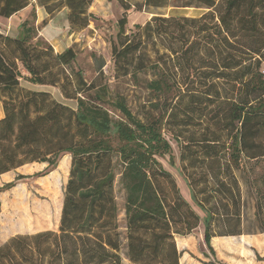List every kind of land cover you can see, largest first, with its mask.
Returning <instances> with one entry per match:
<instances>
[{"label": "trees", "instance_id": "16d2710c", "mask_svg": "<svg viewBox=\"0 0 264 264\" xmlns=\"http://www.w3.org/2000/svg\"><path fill=\"white\" fill-rule=\"evenodd\" d=\"M31 1L0 0L2 18L32 6L18 36L0 33V175L32 163L47 166L18 174L0 190L64 165L62 176L69 177L59 230L11 236L0 244V264H124L118 175L126 192L131 264H181L176 235L190 234L200 223L213 254V237L252 234L242 229L241 182L264 234V189L253 176V165L264 161V0H141L138 6L119 0L124 12L112 45L113 78L148 90L151 109L143 115L114 92L105 65L92 82L81 71H68L78 43L62 52L50 43L64 30L86 29L97 17L89 11L94 0ZM37 6L48 14L38 24ZM132 7L152 17L128 33ZM167 8L204 11L158 12ZM22 80L58 87L76 107L48 90L26 88ZM167 131L181 147L179 170L203 216L158 158L169 156L177 166ZM67 154L71 162L59 165ZM55 171L41 183L44 190L56 187L49 180ZM23 199L17 193V228H33L38 212L48 223L49 210L34 199L21 205Z\"/></svg>", "mask_w": 264, "mask_h": 264}, {"label": "rangeland", "instance_id": "374dc122", "mask_svg": "<svg viewBox=\"0 0 264 264\" xmlns=\"http://www.w3.org/2000/svg\"><path fill=\"white\" fill-rule=\"evenodd\" d=\"M134 5L138 6L141 0H129ZM98 2V1H97ZM31 3L35 5L36 1L32 0ZM113 7L109 8V14L106 16L97 15L92 19L90 25L78 32L73 33L70 30H64L59 35L58 42L53 44L55 51L66 49L68 45L74 43L79 44L80 53L76 61L68 67V71H81L84 74L85 79L88 82H92L97 75L99 68L105 65L106 71L111 75V86L114 92H121L127 97V101L131 109L136 113H141L151 109L149 100L151 95L147 89L141 86L133 85L128 79H114V70L112 68V45L117 39L118 32V20L122 17L124 9L121 6L119 0H113ZM98 6L101 9L108 6L102 0L98 2ZM156 10H152V12ZM203 9L199 8H167L158 10L168 15H186V16H200L203 13ZM32 9L26 15L18 14L11 18L0 17V33L16 37L19 34V26L25 19H31ZM37 24L40 23L37 13ZM152 17V13L145 10H137L133 8L128 12V24L126 26L128 33L135 29L136 24H144ZM22 84L26 88L48 90L58 100L67 103L72 107H76L74 100H67L62 95L58 87L53 86H41L34 85L26 80H22ZM167 135L173 145L174 153L176 156L177 166L173 165L169 161V156L158 157L166 170L170 171L178 184L182 196L192 205L196 212L203 216V210L196 204L193 196V192L183 174L180 172V153L181 147L176 141L171 139L169 132ZM69 160L71 162V155H65L61 159L59 165L63 160ZM65 162V161H64ZM58 165V166H59ZM71 165V163H70ZM46 164H30L21 167L17 171L18 174L33 175L39 172H43L46 168ZM254 166L253 176L260 178V185L264 189V161L257 163ZM58 168V167H57ZM54 169L55 171L51 178L52 182H56V187L51 190H44L41 183H44V178L49 175V172L43 176H32L30 178L21 180L10 189L0 190V234L12 233L13 231L23 233H36L46 230H59V212L60 207H63L65 186L68 181V177H63L65 172V165L60 169ZM63 177V178H62ZM15 180V179H14ZM13 180V181H14ZM4 185L0 186V189ZM241 188L243 193V226L242 229L245 232H253L252 234L260 235L248 236L245 233L243 235H225L215 236L212 239V244L216 254H213L205 244L203 231L204 225L200 223L199 227L187 235H176V242L180 251H182V257L180 259L181 264H264V234L260 233V230L255 221V206L252 200L248 188L245 182H241ZM116 198L119 207V230L121 232L122 248L121 256L123 257L124 264H131L128 256L127 248V227H126V215H125V198L126 192L121 184L120 175L116 178L115 184ZM18 195H22L24 198L21 205L26 203L30 204L32 200L41 206V210L50 211L48 216V223H44L43 220L46 216L39 214L35 217V223L33 228H17L15 215L18 211L16 204L14 203ZM42 212V211H41ZM40 215V219H39ZM59 219V221H58ZM49 225L50 227H45ZM4 228V229H3ZM218 231V226L215 227ZM30 230V231H29ZM28 231V232H27ZM2 237V236H1Z\"/></svg>", "mask_w": 264, "mask_h": 264}, {"label": "crops", "instance_id": "0c3cea01", "mask_svg": "<svg viewBox=\"0 0 264 264\" xmlns=\"http://www.w3.org/2000/svg\"><path fill=\"white\" fill-rule=\"evenodd\" d=\"M97 1L100 2L101 0H94L92 6L89 9V11L91 13L95 14V15H103V16H106L107 14H109V8H111V7L114 8L113 5H112L113 4V0H102L103 2H105L106 5H108V6L104 7V9H101V7L98 6V2ZM31 9H32V6L24 9L19 14L20 15L21 14H23V15L26 14L27 15L29 13V10H31ZM37 13H38V16H39V21H42L45 17L48 16V14H47V12H46V10H45L44 7L37 6ZM16 15H18V14H16ZM57 39L58 38H55L53 40V42H58ZM70 46L71 45H68L66 48H68ZM64 50L65 49H63V50H58L57 49V52H62ZM3 117H4V108H3V103H2V101L0 99V119H2ZM67 155H70V154H67ZM32 164H43V163H32ZM27 165H30V164H27ZM27 165H24V166H27ZM20 168H17L15 170H12V171H9V172H6V173L1 174L0 175V186L5 185L6 183L12 182L16 178L17 171ZM4 234L5 235H1L0 234V244H2L3 242H5L6 240H8L11 236H14L16 234H24V233L23 232H18V231H13L12 233H4ZM248 236H255V237L257 236L256 238H262V237H259L260 235H257V234H249Z\"/></svg>", "mask_w": 264, "mask_h": 264}]
</instances>
